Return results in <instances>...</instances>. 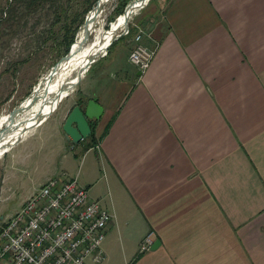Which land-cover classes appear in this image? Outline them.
Wrapping results in <instances>:
<instances>
[{"label":"crops","instance_id":"obj_1","mask_svg":"<svg viewBox=\"0 0 264 264\" xmlns=\"http://www.w3.org/2000/svg\"><path fill=\"white\" fill-rule=\"evenodd\" d=\"M136 22L155 49L149 67L129 61L124 41L42 136L73 177L64 119L90 99L102 107L93 138L73 145L94 151L81 185L112 214L101 264H264V0H163ZM100 165L104 186L89 181ZM54 168L38 171L39 187ZM38 186L11 199L16 211ZM4 194L0 220L16 212ZM148 234L159 244L140 252Z\"/></svg>","mask_w":264,"mask_h":264},{"label":"rangeland","instance_id":"obj_2","mask_svg":"<svg viewBox=\"0 0 264 264\" xmlns=\"http://www.w3.org/2000/svg\"><path fill=\"white\" fill-rule=\"evenodd\" d=\"M131 1L129 0L128 3ZM162 1L149 0L143 7L135 11L129 18L127 33L125 34L123 27L117 31L120 36L107 48L109 55L96 60L90 69L91 72L100 71L105 67L109 70L112 67V65L110 66L112 59L124 41L131 51L134 45L132 39L137 32V27L134 24L145 13L149 4ZM25 3L26 0H0V122L5 121L4 125L0 126V130L9 122L6 117L7 113L25 99L51 67L69 51L75 38L77 40L80 26L77 29L75 27L87 14L84 13L85 0H56L53 3H43L34 7H28ZM121 4L120 0L107 2L101 8L102 13H100L97 26L105 31L111 30V25L123 13H117ZM73 30L74 40L69 44ZM93 38L94 33L89 36L85 44L89 45ZM79 83L66 96H63L57 109L51 113L48 120L30 130L26 139L1 155L0 184L3 177L5 183L0 189L1 193L4 191V195L8 196L2 205L10 206V211H16L19 205L11 204V199L20 202L32 185H39L40 174L38 171L53 163L57 172L60 167H65L62 156L55 158L49 151H46L42 136H45L46 132L50 130L54 118L57 117L61 108L72 102ZM41 150L44 151L41 152ZM78 150H73V145L69 146L68 144L65 153L71 158L68 173L76 171L71 178H75L78 173L76 178L81 185L84 180L83 174L88 168V160H93L95 153L94 151L85 153L84 149ZM95 169L89 181L95 180L97 177L98 186H104L106 183L104 167L102 165L95 166ZM61 172L64 171L58 173ZM64 173L66 174V172ZM66 175L70 177L68 174ZM103 207L105 206L103 205Z\"/></svg>","mask_w":264,"mask_h":264},{"label":"built area","instance_id":"obj_3","mask_svg":"<svg viewBox=\"0 0 264 264\" xmlns=\"http://www.w3.org/2000/svg\"><path fill=\"white\" fill-rule=\"evenodd\" d=\"M143 32L137 28L129 53V61L141 72L155 54L141 42ZM111 220V212L76 178L54 175L17 212L0 220V264H101ZM153 241L146 235L139 251L150 249Z\"/></svg>","mask_w":264,"mask_h":264},{"label":"water","instance_id":"obj_4","mask_svg":"<svg viewBox=\"0 0 264 264\" xmlns=\"http://www.w3.org/2000/svg\"><path fill=\"white\" fill-rule=\"evenodd\" d=\"M143 1L144 0H132L130 3H128L125 6L124 11L122 13V15H123L122 16L123 17L122 27L125 28V34L127 33L128 28H129L128 21H129L130 16L135 11H137L139 8L143 7V5L146 4L149 0L144 1V4H142ZM100 8H101L100 0H97L95 5L91 8V10H89L87 12V15L84 18V21L80 25L79 29H81L83 26H85L88 23L89 19L87 18V16L90 14V12L92 10H95V9L99 10ZM111 29H113V28H111ZM108 31H110V30H108ZM119 36H120V34H117L114 37V39L112 40V42L114 40H117L119 38ZM88 38L89 37H86V35H84L81 43H86ZM112 42H110L105 47V51L103 53L98 54V55L92 54L90 56H87L85 61L82 63L83 68L79 67L77 71H75L74 73H71V76H70L71 81H65V82L61 81L57 85L54 92L50 95V97H45L44 95L47 92H43L45 94L41 96V99L39 102L40 105L38 104L39 106H37V108H35L29 114V117H30L29 120H27L23 125H21V126L15 125V126H13V128H10V129H8V126L10 124L7 126L8 123H10L11 121L14 120L15 116H17L19 114V112H21L22 110H25L27 107H29V105L31 103H29L27 106H23V104L17 105L10 112L7 113L6 117L8 118L9 122L7 124H5L3 129L0 130V153L2 155L5 152H7L12 146L17 144L20 140H22V137L26 134V132H28V131L32 130L33 128H35L36 126H38L41 122H43L57 108L58 103L63 98V96H66L71 90L74 89V87L81 80V78L83 77L84 73L89 68V66L93 62H95L96 60L101 58L106 53L107 48L112 44ZM76 43H78V42H76V38H75L73 44L70 46L69 51L64 56H62L60 58V60L53 67H51V69L45 75V77L43 78V81L45 79H46L45 81H47L45 83V85L46 84L48 85L53 79H55V73L53 74V72H52L53 69L56 66H58L59 63H61L64 60H67L71 56V54L73 52V45ZM51 72H52L53 76L51 75ZM46 90L47 89L45 88L43 91H46ZM32 93L33 92H31L26 97L27 98L26 103H28L29 98L31 97ZM41 102H42V104H41ZM31 106H33V104H31ZM44 106L45 107L48 106V108L45 111L43 109ZM101 113H102V107L94 99L88 100L83 105L75 104L71 108V110L68 112V114L66 115L64 122L62 124V130L66 134V136L69 138L71 143L73 145H75V144L79 143L80 141H82L83 139L90 136L91 127H90L88 119L89 118H98L101 115ZM4 123H5V121L0 122V126L4 125ZM14 130H17L16 132H18V136L14 140L11 141L12 136H10V135L13 134ZM158 244H159V239H155L153 241V243L151 244L150 249L156 248Z\"/></svg>","mask_w":264,"mask_h":264},{"label":"bare ground","instance_id":"obj_5","mask_svg":"<svg viewBox=\"0 0 264 264\" xmlns=\"http://www.w3.org/2000/svg\"><path fill=\"white\" fill-rule=\"evenodd\" d=\"M109 1L110 0H100L101 8ZM144 1H146V0H144ZM144 1L142 4H144ZM101 8L99 10H96V9L92 10L90 12V14L87 16L89 21L85 26H83L81 29H79L78 34H77V40H76V42H78V43L73 45L74 47H73V52H72L71 56L67 60H64L61 63H59V65L53 69L52 72H53V74L55 73V79H53L48 85L47 84L45 85V83L47 81H45L46 79L43 81V78H44L43 77L40 80V82L35 86V88L32 90L33 93L31 95V97L29 98L28 103H26V101H27V98H26L25 100L23 99L18 104V105L23 104V106H27L29 103H31V104H33V106H31V104H30L29 107H27L25 110H22L21 112H19V114L17 116H15L14 120L9 123L10 125L8 126V129L13 128V126H15V125L21 126L27 120H29V118H30L29 114L35 108H37V106L40 105L39 102H40L41 96L45 94L43 92H47L44 95L45 97H50V95L54 92L57 85L61 81H63V82L71 81L70 80L71 79V77H70L71 73H74L75 71H77L79 67L83 68L82 63L85 61L87 56H90L92 54L98 55V54L103 53L105 51V47L110 42H112V40L114 39V37L117 34L115 36H110V35H112L121 26V24L123 22V17H122L123 15H120L119 18H117V20L111 25V28H113V29H111L110 31H105V29L103 30L101 27L97 26V24H99L100 13H102ZM93 33H94V38H93V41L89 45L85 44V43H81L84 35H86V37H89ZM52 72H51V75L53 76ZM45 88L47 90L43 91ZM41 104H42V102H41ZM47 108H48V106H46V107L44 106V108H43L44 111ZM17 130H14L13 134L10 135V136H12L11 141L14 140L18 136V132H16ZM28 132H26L25 135H27ZM24 136L22 138H24ZM1 155L2 154L0 153V157H1Z\"/></svg>","mask_w":264,"mask_h":264},{"label":"trees","instance_id":"obj_6","mask_svg":"<svg viewBox=\"0 0 264 264\" xmlns=\"http://www.w3.org/2000/svg\"><path fill=\"white\" fill-rule=\"evenodd\" d=\"M54 1H56V0H26L25 5H27L28 7H34V6H38L39 4H43V3H53ZM96 1L97 0H85L86 5L84 7V13H87L93 7V5L95 4ZM120 1H122V4L117 9L118 14L123 12V9L125 8V6L129 0H120ZM83 21H84V19L82 18L75 28L77 29ZM130 29H131V27H130ZM73 33H74V30H73L72 34L70 35L71 40H70L69 44L74 40L73 39L74 38ZM129 33H130V31L128 32V34ZM67 50H68V48H67ZM89 138H91V139L93 138V130L91 131L90 136L87 137V139H89Z\"/></svg>","mask_w":264,"mask_h":264}]
</instances>
